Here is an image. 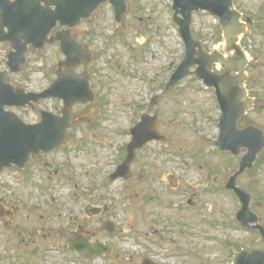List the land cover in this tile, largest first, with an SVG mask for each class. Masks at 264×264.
I'll list each match as a JSON object with an SVG mask.
<instances>
[{
	"label": "rangeland",
	"instance_id": "1",
	"mask_svg": "<svg viewBox=\"0 0 264 264\" xmlns=\"http://www.w3.org/2000/svg\"><path fill=\"white\" fill-rule=\"evenodd\" d=\"M125 2L122 29L117 28L109 3L101 5L92 21L80 29L96 41L94 50L100 52L96 62L84 69L94 64L97 72V76L92 75L95 80L91 78L92 88L100 96L97 118L91 123L96 128L72 127L69 141L57 152L32 156L24 172L5 170L0 176L4 198L16 211L11 229L0 220V264H108L110 260L141 264L147 256L161 264H231L235 255L247 250L245 246L264 250L263 241L251 239L255 234L236 225L241 206L225 184L237 170L240 157L222 158L211 147V140L219 134L221 116L213 92L192 76L162 93L185 56L183 41L172 21L173 0ZM234 4L242 13V21L247 22L240 37L250 61L247 88L251 94L261 95L264 0H234ZM112 31L118 34L109 41L106 35ZM192 31L207 50L224 51L216 18L195 14ZM10 51L9 44L0 45V70L7 69ZM62 58L54 47L30 48L22 72L6 79L27 92H40L49 85ZM155 93L160 94V101L150 109ZM260 102L264 109V101ZM54 106L47 100L33 110H10L34 124L40 120L41 109L61 111L60 103L58 110ZM86 108L83 105L76 111ZM148 112L157 114L155 129L163 139L138 151L129 182H123L121 191L122 181H111L104 175V171L111 173L118 152L107 151L106 147L110 143L126 146L129 129ZM255 113L260 114L259 107ZM256 120L264 126L263 116ZM244 124L241 120L239 128ZM76 140L87 146L78 147ZM168 173L181 181L178 190L163 180ZM237 181L246 191L254 192L259 186L264 189V168H255ZM88 203L109 209L101 217L89 218L84 213ZM110 219L119 226L115 236L100 230L101 221ZM80 227L92 241L115 245L117 257H83L70 250L67 244L75 239L72 232ZM162 234L165 240L157 238Z\"/></svg>",
	"mask_w": 264,
	"mask_h": 264
},
{
	"label": "water",
	"instance_id": "2",
	"mask_svg": "<svg viewBox=\"0 0 264 264\" xmlns=\"http://www.w3.org/2000/svg\"><path fill=\"white\" fill-rule=\"evenodd\" d=\"M107 1H111L114 5L117 19L121 20L126 12L123 0H0V42H11L13 48L8 57L9 73H18L22 70V65L26 62L28 45L43 48L58 22L62 27L74 28L81 19L89 18L101 4ZM173 10V21L179 27L187 52L184 62L172 76L168 87H172L183 77L194 74L204 79L207 86L216 88L223 112L220 119L221 150L239 154L242 147L249 149V153L242 159L239 172L229 181L228 188L234 189L244 204L239 217L250 219L248 217L252 215L249 213L248 197L236 187V178L246 168L252 167L257 154L264 148V138L259 137L260 131L253 127L242 131L236 128L245 109L251 107V100L247 98L246 90L240 87L246 80L247 59L238 42L246 26L240 22L241 14L234 9L233 0H174ZM200 10L208 11L220 18L225 34L226 52L234 51V57H224L218 52L208 54L201 43L193 38L192 16L194 12ZM60 36L65 38L64 34ZM66 45L68 48L63 46L62 49L68 59L63 65L72 66L74 63H70L75 55L74 50L69 44ZM214 64H220L225 73L219 75L213 72ZM195 65H198L196 71L191 72L190 69ZM7 73L0 72V172L13 164L23 167L32 153L55 149L64 141L66 130L70 125V105L77 100H93V96L87 91V82L78 83L71 76L61 74L56 85L45 93L36 95L25 94L22 89L15 90L11 84L5 82ZM233 73L238 75L233 76ZM53 87L56 88L57 95L66 100L64 117L44 113L41 124L28 125L16 114L6 112V107H24L32 105V102H37L41 98L53 96ZM87 117V114L81 115L76 121ZM153 121L154 118L147 120L144 117L143 122L134 130V140L129 146L128 159L120 167L119 174L126 175L128 172L135 149L141 147L145 141L155 138V134L151 131ZM229 140L232 141L230 144L227 143ZM222 142H225L224 146ZM172 185H176L175 180ZM75 247L90 253H98L103 249V246L97 245L94 250L85 241ZM260 261L263 262V259L258 252L252 254L242 252L235 259V264H260Z\"/></svg>",
	"mask_w": 264,
	"mask_h": 264
},
{
	"label": "flooded vegetation",
	"instance_id": "3",
	"mask_svg": "<svg viewBox=\"0 0 264 264\" xmlns=\"http://www.w3.org/2000/svg\"><path fill=\"white\" fill-rule=\"evenodd\" d=\"M85 24V22H83L80 26H78L76 29H75V31L74 32H72V38L71 39H74L76 42H77V44H79L83 49H85V50H87L89 53H90V55H91V60L90 61H88V62H83L79 67H76V68H64L63 69V72L64 73H66V74H72L73 76H75V77H77V78H85V77H87V76H89L90 77V75H91V77H90V80H91V78H92V80L94 81L95 80V78H93L92 77V75L93 76H97V72H95V67H94V64H93V66L91 67V68H89V70H84L85 69V67H87L91 62H93V63H95L96 62V58H97V56H98V54L100 53V52H98L97 50H94V43L96 42L94 39H91L90 38V35L89 34H87L85 31H84V33L83 32H81L80 31V29L82 28V26ZM116 33V32H115ZM117 34H118V32H117ZM54 37L57 39L58 37H57V33H55L54 34ZM109 40H111V39H109ZM55 46H57L58 48H60V42L59 41H57L56 43H55ZM80 70L82 71V74H80ZM97 71V70H96ZM219 72H222L221 70L219 71ZM57 73H61V71L58 69V68H55V70H54V72H53V78L51 79V81H55L56 79H57ZM159 94V93H158ZM96 96H97V102L99 103V98H100V96H99V94H97L96 93ZM252 99H253V103H252V110L251 111H249L247 114H245V115H243V117H242V120H244L245 121V124H244V126L241 128V129H245V128H248V127H251V126H253V125H255L257 128H259V129H261L263 132H264V126H262V125H260V124H258L257 123V120L256 119H259L260 117H264V109L263 108H261V100H263L264 101V94H261V95H259V94H256V95H252ZM51 102H53V105H55L54 106V109L55 110H58V103H62L61 101H58V100H51ZM260 102V103H259ZM98 103H97V106H98ZM216 104H217V106L219 107V105H218V103H217V100H216ZM80 106H83V105H81V104H78V105H75L74 106V111H76V109L78 108V107H80ZM257 107H259V113L261 114H258V113H255L256 112V110H257ZM262 107H264V104H262ZM87 109V108H86ZM220 110V109H219ZM54 113H56V114H59L58 112H56V111H53ZM79 113V112H81V109L80 110H78V111H76V113ZM257 116H259V117H257ZM245 118H248V121L245 119ZM241 122V121H240ZM254 122V124H252ZM262 123H264V122H262ZM240 124V123H239ZM135 125V124H134ZM251 125V126H250ZM130 130V129H129ZM129 138H130V136H129ZM213 143H215V140L213 141ZM84 142L83 141H77V146L78 147H80V148H83V147H86V146H84ZM79 145H81V146H79ZM110 145V147L111 148H114V149H111V150H116V151H118L117 152V156H116V158H117V161H114V163H113V168H112V171H111V173L110 174H108V173H106V171H104V175H107V179L108 180H111V178H112V176H113V174H114V172L116 171V169L118 168V166L126 159V155H127V149H126V147H127V145L126 146H124L123 148H122V146L120 145V146H117V145H115L114 143H110L109 144ZM146 146V145H145ZM144 146V147H145ZM143 147V148H144ZM99 149H101L100 147H98ZM107 149H108V147H106ZM142 148V149H143ZM120 150V151H119ZM141 150V149H140ZM138 151L139 150H137L136 151V157H135V160H136V158H137V153H138ZM264 152L258 157V159H257V161H256V163H255V165H254V167H253V169H255V168H261V167H263L264 168ZM43 155H40L38 158H40V157H42ZM230 156V155H229ZM113 157V156H112ZM230 157H232V156H230ZM135 160H134V162H135ZM133 162V163H134ZM132 166H133V164L131 165V167H130V173H129V177L127 178V179H118V181H121L122 180V187L120 188V190L121 191H123V182H125V183H127L128 184V182H129V178H130V176H131V174H132ZM252 169V170H253ZM252 170L251 171H246V172H244L242 175H240V176H243L245 173L246 174H249L250 172H252ZM239 176V177H240ZM179 179V178H178ZM163 180L165 181V179L163 178ZM116 181V180H115ZM166 182V184L168 185V187H169V184H168V182L167 181H165ZM181 183V181L178 183V186H179V184ZM128 186V185H127ZM259 188L260 189H257L256 191H254V192H252V191H250V189H247V191L248 192H250L251 194H252V201H251V209H252V211H254L255 213H256V215L258 216V221H259V223L264 227V189H262L260 186H259ZM177 189V188H176ZM244 189H246V188H244ZM178 190V189H177ZM253 190V189H252ZM4 195V194H3ZM104 198V196H102V199ZM237 200V199H236ZM5 201V202H4ZM2 202L3 203H5V205L7 206V207H9V208H11L12 210H13V212H14V218H15V214H16V211H15V209L14 208H12L11 207V205H10V202L8 201V200H6L4 197H2ZM237 202H238V200H237ZM188 203L189 204H191V205H193V202L192 201H188ZM87 207H89L90 209H92V208H99V209H101V211H100V213H99V215H96L97 217H101L102 216V214L104 215V213H106L107 211H108V207L107 206H102V205H100V206H93V205H91L90 203H88L86 206H85V208H84V212H85V209L87 208ZM87 217H89V216H87ZM94 217V216H93ZM89 218H92V217H89ZM14 220V219H13ZM103 222H114L112 219H110V220H106V221H101V223H103ZM6 223V226H9V224H10V222H5ZM100 228H101V224H100ZM101 230V229H100ZM101 232H103V231H101ZM86 233V232H85ZM103 233H105V232H103ZM254 233L260 238L259 240H261V241H263L264 242V240H263V237L261 236V234L259 233V231H256V230H254ZM158 233H156V235H157ZM88 235V234H87ZM89 236V235H88ZM90 237V236H89ZM159 238H161V237H159Z\"/></svg>",
	"mask_w": 264,
	"mask_h": 264
}]
</instances>
